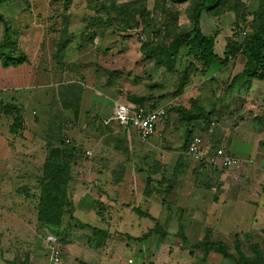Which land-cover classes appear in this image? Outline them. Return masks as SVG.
Wrapping results in <instances>:
<instances>
[{"label":"rangeland","instance_id":"1","mask_svg":"<svg viewBox=\"0 0 264 264\" xmlns=\"http://www.w3.org/2000/svg\"><path fill=\"white\" fill-rule=\"evenodd\" d=\"M215 1L213 8L202 12L201 26L205 34L216 35L215 50L219 55L223 54L229 38L244 47L253 33L264 30V0L0 1V13L6 21L0 20V41L4 40L10 49L14 44L18 50L29 48L30 55L35 57L34 50L36 52V48L41 46V67L47 70H56L57 67V76L51 80L65 82L60 93H57V89L53 91V86L40 89L28 105L0 101V185L11 187L10 193L4 191V199H0V232L26 233L30 238L28 247H35L36 242L45 244L46 235L58 237L71 260L76 255L92 252L95 246L88 241L91 228L73 220L75 209L69 186L95 185V179L93 172H80L78 162L88 157L96 159L94 153L100 151L101 143L106 147L107 161L116 164L129 161L134 153L132 148L136 145L125 142L128 135H133L132 130L121 129L116 124L106 125L97 117L88 126L91 135L86 134V137L90 143L78 140L76 136L83 138V133L77 135L75 131L82 122H78L75 108H88L91 96L113 95L118 100L131 102H135L134 98H144L142 105L165 107L167 118L163 121L167 125L163 128L159 125L154 135L162 140V133L168 134L173 140L171 144L178 145L177 148L185 153L190 139L196 134L203 137L209 148H224L216 135L226 132V129H222V122L232 116L235 125L240 120H246V126L251 128L253 121L256 131L259 129L264 135V70L257 77H246L230 86L233 76L243 69L246 61L242 52L226 65L214 63L207 71L201 72L202 64L195 56L188 57L185 49L181 59L186 63L182 67L172 68L175 71L168 72L172 77L159 73L153 76L149 74L152 72L151 66L147 68L144 64L148 61L147 65H155L157 58L155 55L149 57L150 51L170 43L175 34L191 29L196 8ZM6 24L10 28L7 34ZM31 46L34 48L32 51ZM2 52L5 54L7 49H0V56ZM189 63H194L198 71L190 66L192 73L184 77ZM193 78L195 91L191 90ZM184 81L185 86L182 85ZM164 84H168L170 92L166 91ZM180 85L182 91L176 94ZM58 115H61V119H58ZM119 135L124 140H119ZM59 138H63L66 145H61ZM76 141L83 143L78 146ZM166 146L171 145L163 140L159 149L166 150ZM261 146L263 150L264 139ZM55 148L61 150L58 157L53 152ZM86 150H91L93 154L86 155ZM158 152L162 156L161 150ZM141 157L140 160H145ZM239 158L243 161L236 170L245 163V159ZM257 159L264 166V160ZM191 163L195 165V158L192 157L189 163L193 171L189 170L183 179L186 186L181 188L184 192L194 191L192 187L187 190L188 185L195 186V167ZM200 163L207 167L206 162ZM55 164L65 171L70 168L71 180L66 190L62 222L47 225L38 218L41 194L46 186L41 181L42 178L45 183L51 181L47 172L56 171ZM209 170L206 172L220 173L219 169L213 167ZM119 176L121 178V175L115 174L113 180ZM61 177L63 179L65 175L61 174ZM174 183L170 185H176ZM188 204L192 205V201ZM181 208L178 213L183 211L185 214L191 210L190 206H184L183 210ZM4 218H8L7 223H3ZM149 221L141 218V229L144 230ZM172 226V231L178 230L177 225ZM115 239L116 236H112L106 246L109 251L115 248L119 250L116 252L118 259L112 264H125L130 255L137 264L141 262L143 256L140 252L136 253L130 246L123 248L124 239ZM6 240L13 246L16 242L21 243L14 237ZM22 243L21 246H26ZM40 248L43 249V244Z\"/></svg>","mask_w":264,"mask_h":264},{"label":"crops","instance_id":"2","mask_svg":"<svg viewBox=\"0 0 264 264\" xmlns=\"http://www.w3.org/2000/svg\"><path fill=\"white\" fill-rule=\"evenodd\" d=\"M36 46L35 44L34 47ZM20 49L27 56V60L20 64L5 66L0 57V101L28 105L33 102L34 94L40 89L52 86L53 91L57 89V93H60L65 82L51 80L57 76V67L56 70L41 67L42 47L38 46L36 52L33 47L30 49L34 50L36 57L30 55L29 48ZM184 62L178 59L175 67H182ZM144 64L147 68L151 66L149 68H152V72L149 74L153 76L159 73L164 77H172L168 72L175 71L165 65H147L148 61ZM194 79L191 90L195 91ZM164 85L166 91L170 92L168 84ZM89 102L91 103H87L88 108H75V116L77 115L79 123L82 122L75 133H83V138L76 137L78 140L83 139L85 143H90L86 134L91 135L88 126L96 117L106 124L104 121L113 114L116 102L137 104L118 100L113 95L91 96ZM166 118L167 110L158 127L167 125L163 121ZM222 123V129H226V132L216 135V138L221 141L226 151L245 159L241 169L216 168L220 173L211 174L206 172L211 168L210 165L205 167L188 150L185 153L177 148L178 145H172L173 140L168 134L162 133V140L155 135L148 140H142L132 130L133 135L125 138V142L131 143V146L136 145L132 148L134 153L129 161L117 164L107 161L106 147L101 143L100 151L94 153L96 159L83 158L77 165L82 173L93 172L95 185L69 186L75 209L73 220L81 223L83 227L91 228L88 241L95 246L92 252L76 255L71 260L65 254L58 237L46 235L45 244L36 242L35 247H28L30 238L26 233L0 232V264H55L51 258L54 246L52 239L62 249L64 264H112L118 259L116 252L119 251L117 248L110 251L106 249L107 240L112 236H116L115 240L124 239L123 248L130 246L136 253L140 252L143 258L138 264H264V185H261L264 183V166L257 159L264 160V149L261 146L264 135L259 129L256 131L253 121L251 128L246 126V120H240L235 125L234 116ZM108 124H116L124 129L113 121ZM120 139L124 140V137L119 135ZM163 140L171 145L166 146V150L159 149ZM82 141H76V144L79 146ZM158 150H161L162 156H159ZM91 153L93 154L92 151ZM141 156L145 160H140ZM192 157L195 158V165L191 163L195 167V186L188 185L187 190L192 187L194 191L184 192L181 187L186 186L183 183L185 174L189 170L193 171L189 167ZM143 173L146 175L143 176ZM115 174L121 175V178L119 176L113 180ZM217 178L219 182L216 183ZM107 182L109 183L106 185ZM171 182L176 185H170ZM10 188V185H0V199H4V191L10 193ZM190 200L192 205L188 204ZM180 206H190L191 210H187L185 214L183 211L178 213ZM141 218L150 220L144 230L141 229ZM7 219L4 218L3 223H7ZM171 225H177L178 230L172 231ZM12 237L26 246H21L20 242H16L15 246L7 243L6 239ZM211 243H222L227 247L229 255L224 256L209 248ZM42 244L43 249L40 248ZM239 256L245 258L238 263ZM129 259L133 262H129ZM124 262L137 264L131 255Z\"/></svg>","mask_w":264,"mask_h":264},{"label":"trees","instance_id":"3","mask_svg":"<svg viewBox=\"0 0 264 264\" xmlns=\"http://www.w3.org/2000/svg\"><path fill=\"white\" fill-rule=\"evenodd\" d=\"M216 2L217 1L211 4L199 5L194 12L192 28L187 31H182L175 34L170 43L164 44L163 46H158L154 49L152 48L153 50L150 51L151 53L148 56L151 57L155 55L157 58L156 64L165 65L168 68L172 69L175 67L176 61H178V59H181V56L185 53V49H187L186 55L188 57L195 56V58H197L198 61L202 64L203 69L199 70L203 72L207 71V69H209L214 63L226 65L231 59L235 58V56L239 52H242L246 58V61L244 63L243 69L233 76L230 86H234L237 81L242 80L243 78L247 77L249 79L254 76L257 77L264 70V30L261 29L253 33L246 41V45H244V47L236 40L229 38L226 42L223 55H219L215 50L216 35L205 34L201 26L202 12L209 11L214 7ZM102 4L105 5L103 2ZM0 20L6 22L1 13ZM9 30L10 28L6 24V34L9 33ZM8 47L9 45L6 44L4 40L0 41V49L5 48L6 50ZM156 54H159L160 56ZM1 56L0 57L2 58L3 64L5 66L17 65L27 60L26 54L21 50H18L15 44L13 45L12 49L7 50L5 54L2 52ZM190 66L191 68L193 67L195 71H198V68L194 63H189V65L186 67L187 70H185L184 72V77H188V75L192 73L189 70ZM182 85H186L185 81L182 83ZM182 85L179 86V91H176V94H180V92L182 91ZM134 100L137 105H142V101L144 100V98H134ZM58 119H61V115H58ZM59 126L60 129H62V126ZM191 140L192 139H190V141ZM58 141L61 145H66V141L63 138H59ZM70 149L74 150L75 148L71 147ZM215 149L216 148H212L211 150L213 151ZM53 152L57 157L61 154V150L57 148L53 149ZM55 166L57 169L56 171L50 170L49 172H47V176L51 178V181L45 183V180H43V178L41 181L42 185L46 186L43 187V191L41 194L42 197L40 200L41 203L38 218L41 222L47 225H57L62 222V215L64 212L63 206L66 202V190L68 182H70L71 180L70 168L65 171L61 168V166L57 164H55ZM61 174H64L65 178L62 179ZM60 193H62V195ZM209 248H213L216 251L221 252L224 256L229 255L227 247L222 243H211ZM243 258L245 257L239 256V261L237 262L239 263L240 260H243Z\"/></svg>","mask_w":264,"mask_h":264},{"label":"built area","instance_id":"4","mask_svg":"<svg viewBox=\"0 0 264 264\" xmlns=\"http://www.w3.org/2000/svg\"><path fill=\"white\" fill-rule=\"evenodd\" d=\"M165 116L166 108L163 106L150 108L130 102H116L113 114L104 122L108 124L113 121L125 129L134 130L140 139L148 140L157 132L158 123ZM188 152L214 168H239L243 161L223 147L216 148L213 151L211 148H207L201 135H195L192 138L188 145ZM89 154H91V150H86V155ZM52 240L54 246L51 258L55 264H64L62 249L57 245L56 240ZM129 262H133V260L129 259Z\"/></svg>","mask_w":264,"mask_h":264}]
</instances>
